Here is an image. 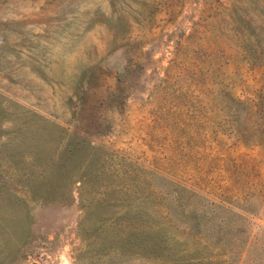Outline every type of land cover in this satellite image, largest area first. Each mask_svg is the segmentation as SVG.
<instances>
[{"label":"rangeland","instance_id":"374dc122","mask_svg":"<svg viewBox=\"0 0 264 264\" xmlns=\"http://www.w3.org/2000/svg\"><path fill=\"white\" fill-rule=\"evenodd\" d=\"M0 264H264V0H0Z\"/></svg>","mask_w":264,"mask_h":264}]
</instances>
